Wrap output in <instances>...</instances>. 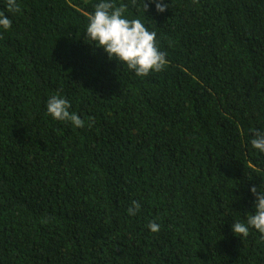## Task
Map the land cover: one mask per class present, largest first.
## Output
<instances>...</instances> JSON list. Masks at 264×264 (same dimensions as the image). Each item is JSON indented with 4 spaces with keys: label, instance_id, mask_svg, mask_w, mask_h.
<instances>
[{
    "label": "trees",
    "instance_id": "1",
    "mask_svg": "<svg viewBox=\"0 0 264 264\" xmlns=\"http://www.w3.org/2000/svg\"><path fill=\"white\" fill-rule=\"evenodd\" d=\"M100 2L156 33L162 71L86 37ZM163 2L0 0V264H264L261 234L231 230L264 192V0Z\"/></svg>",
    "mask_w": 264,
    "mask_h": 264
},
{
    "label": "clouds",
    "instance_id": "2",
    "mask_svg": "<svg viewBox=\"0 0 264 264\" xmlns=\"http://www.w3.org/2000/svg\"><path fill=\"white\" fill-rule=\"evenodd\" d=\"M155 4V9L163 13L168 4L163 0H149ZM144 10L147 4L143 3ZM6 10L9 13L20 11L17 0H6ZM127 6H119L111 2H100L95 5L94 13L88 16L89 23L86 27V37L94 42L107 54L109 59L115 58L127 65L137 76H147L150 72H160L168 63L166 54L157 46L156 33L149 31L140 19H127L124 13ZM12 21L0 11V28L8 30ZM70 103L59 95L51 96L46 102L47 114L54 120L68 121L77 128L84 127L82 120L76 113L70 112ZM251 139L252 148L264 153V130H253ZM249 191L255 196L254 214L248 217L247 225L236 222L231 225V230L236 236L247 237L249 227L261 234L264 240V192L258 191L253 186ZM139 211V204L133 201L128 209L129 215H135ZM152 232L159 231V224L149 222Z\"/></svg>",
    "mask_w": 264,
    "mask_h": 264
}]
</instances>
